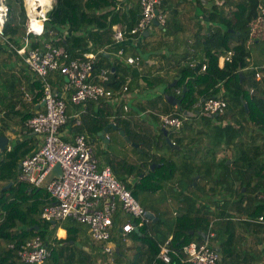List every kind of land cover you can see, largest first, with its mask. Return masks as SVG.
I'll return each instance as SVG.
<instances>
[{
	"label": "trees",
	"instance_id": "obj_1",
	"mask_svg": "<svg viewBox=\"0 0 264 264\" xmlns=\"http://www.w3.org/2000/svg\"><path fill=\"white\" fill-rule=\"evenodd\" d=\"M4 1L8 6L7 22H12V26L7 39L0 35V135L13 125L25 127V121L41 109L35 105L40 102L44 87L43 79L29 69L16 51L23 44L26 32L23 0ZM186 1L162 0V7L168 12L161 28L175 37L184 34L189 39L185 52L194 55L197 61L195 65H189L183 62L185 55L172 65L174 76L169 82L174 79L175 82L164 89L165 93L181 99L183 109L197 111V114L184 118L175 138L168 130V136L174 140L172 150L177 156L171 159L154 151L166 144L160 120L158 125L152 126L145 115L129 111L125 116L114 118L113 122L140 147V151L136 148L142 157L139 158L140 165L136 168L134 162L118 158L117 168L110 152L106 154V164L117 176L122 174L128 178L143 172L137 182L149 184L151 188L158 189L164 182H172L181 175L174 183L177 189L202 187L204 195L210 192L204 199H199L194 192L177 195L176 198L184 201L186 207L177 211L167 231L172 234L174 249L181 251L182 246L192 240L202 242L201 233L212 231L208 240L220 252L218 264H264V247H261V243L264 244V222L252 220L260 215L264 217V202L260 200L263 198L258 197L260 189L264 188V77L255 79L249 61L251 24L257 15L258 4L264 7V0H191L192 6L200 7L196 14L192 6L181 9L180 3ZM18 12L22 16L13 18ZM140 16L139 0H55L44 21L43 32L28 34V47L43 50L45 43L49 42L62 46L69 58L95 52L93 73L96 75L101 67L108 68L110 79L107 85L119 89L125 84L127 74L118 66L122 61L106 62L105 48L114 45L116 50L119 47L124 49L114 42L115 24L124 30L125 37L143 33L130 32ZM18 24L22 29L16 26ZM229 49L233 53L220 67L218 56ZM203 63L206 68L202 71ZM129 65L128 71L136 70L131 76L136 75L137 69ZM63 78L56 73L57 83ZM145 78L153 80L149 75ZM50 80L53 79L50 77ZM26 93L31 96L30 100ZM211 95L226 100L224 113L199 112L197 102ZM88 102L87 111L82 114L83 124L78 129L90 136L103 129L111 115L123 112L120 102L101 100L95 108L93 103L96 102ZM172 112L178 113V107ZM198 119L200 122H196ZM191 132L198 140L193 146L189 144ZM27 133L32 135L31 131ZM28 147L22 138L10 149L6 144L1 149L0 180L4 182L0 185V264H28L20 261L14 249L6 244L13 242L15 247H20L36 234L48 244L51 252L43 264H102L103 253L90 240L85 224L70 218L55 223L39 218L40 211L49 201L48 191L43 186L17 180L18 163ZM220 152L222 156L218 157ZM202 173L206 180L200 187L197 177ZM9 182L11 184L7 185ZM127 185L129 187L128 182ZM253 187L257 190L252 192ZM219 192L222 197L216 199ZM150 221L148 225L140 226L139 232L130 235L134 243L125 250L132 249L131 255L126 257V252L120 248L115 260L120 264L123 261L124 264H190L182 260V254L171 253L169 263L156 258L158 243L165 238L155 240L152 237ZM154 221H158V217ZM58 226L66 228L65 238L55 237ZM240 230H250L252 236L246 237ZM59 233L62 234L63 230L60 229Z\"/></svg>",
	"mask_w": 264,
	"mask_h": 264
},
{
	"label": "built area",
	"instance_id": "obj_2",
	"mask_svg": "<svg viewBox=\"0 0 264 264\" xmlns=\"http://www.w3.org/2000/svg\"><path fill=\"white\" fill-rule=\"evenodd\" d=\"M31 1L23 0L25 11H29ZM161 3L162 0H139L141 16L130 32L144 31L154 18L160 24H164L167 12L160 10ZM7 15L8 6L4 0H0V35L4 39H7L12 26V22H7ZM47 18H41V26L36 30L25 25L23 44L16 48L29 69L36 72L44 81L40 100H43L44 104L25 121L23 128L25 132L40 134L41 144L37 150L21 158L17 180L34 186H43L48 191L49 201L40 211L39 218L50 222L70 218L85 224L90 240L103 253L100 258L101 263L119 264L115 260L117 252L129 244L130 235L135 232V227L148 225L150 218L146 216V209L132 194L127 182L119 178L110 165L100 163L95 144L86 133L74 132L71 140L61 136L60 129L70 117L62 93H65L73 104L83 107L88 101L120 102L123 106L122 116H125L129 107L126 101L121 102V95L127 92L129 87L127 83L119 89L108 86L110 71L106 67H101L97 71L96 81L91 79L96 61L95 52L88 51L81 56L69 58L62 46L49 42L45 43L43 50L38 47L29 48L28 34H41ZM113 30L114 42H122L125 38L124 30L118 25H113ZM255 39H264V7L261 4H258L257 15L251 24L249 43ZM232 53L233 50L229 49L224 54H220L219 65L223 66ZM116 55L127 64L134 66L140 64L139 54L126 53L122 47L116 50ZM196 62L191 60L189 65H195ZM205 68L206 63H203L200 70L203 71ZM252 68L255 79L264 77V64ZM56 73L67 77L61 83L62 92H59L50 80V77L54 79ZM176 91L178 92L179 89ZM26 97L28 100L31 98L27 93ZM197 104L200 106L199 112L207 114H222L227 106L223 97L212 95L200 99ZM81 111L75 113V125L81 124ZM111 117L116 116L111 115ZM184 117L181 112L159 114L160 123L166 128H179ZM10 147L8 145L7 149ZM57 162L60 163L62 170L60 176H53L46 182L45 175ZM261 197L264 198V193ZM252 220L263 221L264 217L260 215ZM57 228L59 231L61 226ZM212 235L213 232L210 231L204 241H189L182 246L181 251H178L171 246L172 234L169 233L162 242L158 243L156 258L169 263L172 259L171 253H175L178 256L182 254V260L190 264H218L220 252L208 240ZM55 237L66 236L55 231ZM152 237L157 240L155 236ZM6 245L14 249L20 261L28 264H43L51 253L48 244L38 234L28 238L20 247H15L13 242Z\"/></svg>",
	"mask_w": 264,
	"mask_h": 264
},
{
	"label": "rangeland",
	"instance_id": "obj_3",
	"mask_svg": "<svg viewBox=\"0 0 264 264\" xmlns=\"http://www.w3.org/2000/svg\"><path fill=\"white\" fill-rule=\"evenodd\" d=\"M52 3H54V0H51ZM134 1V0H133ZM53 5V4H52ZM181 9H189L192 6V2L191 0H188L186 2L180 3ZM195 11L194 13H199L200 12V7L198 5H194L192 6ZM49 8V7H48ZM22 15L18 12L17 15L13 16L14 17H21ZM202 16V15H200ZM6 19H8V17H6ZM19 27V29H22V26L20 24L16 25ZM204 30V28H203ZM186 35H188L186 33ZM170 36H172V33L167 31V30H163L161 27H159L156 24H151V26L149 28H147L143 34H141L142 37V41L144 42L143 45L141 46V52H144V54L146 55V57H150L151 59H156L160 62H162L163 60H166L165 62L167 63H171L172 64V49L170 48V46L172 45V42L170 41ZM260 45L264 46V41L263 39H259L258 43L255 42V44L250 46V56H249V60L253 61V62H259L261 60H264V56L260 55ZM166 56V57H165ZM162 64V63H161ZM126 63L125 62H121L118 63V66H120L125 73L127 74L126 77L129 78V80L131 81L132 76H130L132 73L130 71L127 70L126 67ZM260 65V64H257ZM254 65V66H257ZM156 65H153L152 68H155ZM144 68H148L150 69V67L147 65V63H144L142 66V69L140 71H137L136 74H143L144 72ZM175 69L172 68L170 69V73H172ZM132 83V81H131ZM133 84V83H132ZM133 88L127 92H123L121 95V102L123 101H128L129 99H136V98H140V100L143 99H148L150 106L153 107V102L159 101V97H157V92L155 90L152 91H146L144 93H140L137 92V88L136 86H132ZM134 89V90H133ZM141 96V97H140ZM157 97V98H156ZM117 103V102H116ZM122 104V103H120ZM42 107V106H41ZM122 113L121 114H113L116 117L117 116H121L122 117ZM147 116V121L150 125H158V118L159 115L155 110H149L146 115ZM114 117V118H116ZM110 121H114L113 117H109ZM192 121V120H190ZM189 122V121H187ZM196 122H200V120H196ZM186 123V120H185ZM173 128H170V134L171 136L174 135V138L179 134L180 129L179 128H175L172 131ZM108 134V136L110 137L109 140V151L112 154L113 158L112 161L114 163V165L119 166L118 163V158H126L129 160V162H134L136 168L139 167V163L141 157V153L136 151V146L134 145L133 142H131L130 140H128L124 135H122L121 133H119V130L117 128H109L106 132ZM32 135H38L35 133H32ZM35 137V136H34ZM24 138V140L28 143V148H26L28 150L31 149L32 144H35L36 140L35 138H31L30 140H28V136L27 137H22ZM26 138V139H25ZM99 138V135L96 134H92L91 135V139L93 140L94 144H95V149H96V153L97 156L99 158L100 161H106V156L105 157H101L100 156V152L97 151V147L96 146V139ZM11 141L14 143L15 140L11 139ZM166 141V138H165ZM198 143L197 137L195 136V133L191 132V136L189 137V144H191L190 146L196 145ZM168 146H167V145ZM166 144H162L161 149L159 150H154L156 151L158 154L167 157V158H171L172 157H176L177 153L173 152L172 150V146L166 141ZM1 154V153H0ZM1 157V156H0ZM143 173V172H141ZM122 180L128 182V178L125 177V175H118ZM139 180V179H138ZM137 180V181H138ZM135 182V183H129V187L134 191V196L136 197V199L141 203L142 206H144L146 209L151 210L152 212H154L156 214V216L158 217V221H154L152 219H150V232L158 239H161L162 236H164L169 227L172 225L173 220L175 218L174 215H176L173 212V207L175 206V203L172 202V197L174 196V194H176V191H184L185 189L182 187H179L177 190H173L172 187L169 185V182H164L162 184V186L158 189L156 188H151L149 184L146 183H141V182ZM243 188V187H242ZM253 189H256L255 187L251 188L250 191H255ZM259 198L260 195L258 196ZM171 198V199H170ZM218 199V198H217ZM262 200L261 202H264V199H260ZM263 204V203H262ZM177 213V212H176ZM129 243H131V245H133V239H129ZM129 246V245H127ZM129 251H132V249H130Z\"/></svg>",
	"mask_w": 264,
	"mask_h": 264
},
{
	"label": "crops",
	"instance_id": "obj_4",
	"mask_svg": "<svg viewBox=\"0 0 264 264\" xmlns=\"http://www.w3.org/2000/svg\"><path fill=\"white\" fill-rule=\"evenodd\" d=\"M203 19H205L204 15H203ZM202 22V21H201ZM204 23V21L202 22ZM206 23V21H205ZM155 24V23H153ZM115 25H118V24H115ZM158 25L159 27H161L159 24H156ZM141 34L143 33H140L136 36H126L122 42L118 43L122 46H124V50L126 53H131V54H139L141 56V61H140V64L137 65V66H134L137 71H140L142 69V66L144 63H147V65L150 67V69L148 68H144V72L143 74H136L134 76H132L131 78V81H129V78L127 77V80L125 83L128 84L129 86V91L133 88L132 86H136L137 88V92H146V91H152V90H155L157 92V97H159V101H156V102H153V107L150 106V103L148 101V99H143V100H140V98H136L135 100L134 99H129L127 102L128 104V111H130V113H134V112H138L139 115L143 116V115H146V113L149 111V110H155L158 115L162 112H172L173 109H175V107H177L176 105H172L170 104L166 98H165V86L168 85L169 80L172 79V77L174 76V71L172 73H170V69H172V65H175V63L182 59L183 57H186L183 58V62H187L189 63V61L191 60H195V56L192 55V54H187L185 52L186 50V46L188 45L186 43L187 39L185 37L184 34H179L177 35L176 37L175 36H170V41L172 42V45L170 46V48L172 49V64L171 63H167L165 62L166 60H163L162 62L156 60V59H151L150 57H146V55L144 54V52H141V46L143 45V41H142V37H141ZM186 39V40H185ZM189 40V39H188ZM259 40H255L251 43V45L258 43ZM264 41V40H263ZM192 42V41H190ZM250 45V46H251ZM260 55L264 56V46L260 45ZM105 56H106V62H115V61H122L124 62L121 58H119L117 55H116V49H115V46L114 45H111L110 47H106L105 48ZM166 57V56H165ZM195 58V59H194ZM250 61V60H249ZM162 63V64H161ZM127 64V63H126ZM257 64H264V60H261L259 62H253V61H250V65L251 66H254V65H257ZM129 65V64H127ZM126 67H129L127 66ZM153 65H156L155 68H152ZM219 65V63H218ZM220 66V65H219ZM222 67V66H220ZM132 75V74H131ZM130 75V76H131ZM151 76L153 78L152 81H148L146 80L145 76ZM64 80H66L65 78H63ZM91 79L92 80H97V78L95 77V72L91 74ZM62 80V81H64ZM62 81L61 82H56V76L55 78L52 80V84L54 85V87L57 88V90L60 92H62ZM172 82V81H171ZM55 88V89H56ZM134 90V89H133ZM175 91V90H174ZM62 95H64L65 97V100H66V103H67V113L70 115L69 119L67 120V122L61 127L60 129V132H61V136L64 138V139H67V140H71L72 138V134L74 132H84V130H79L78 128L83 124L82 123V114L85 113L87 111V106H88V103H86V105L83 107L82 105H76V104H73L70 100H69V97L65 94V93H62ZM163 95V98L162 96ZM141 97V96H140ZM156 97V98H157ZM165 100V101H164ZM167 101V102H166ZM97 106V103H93V108H95ZM41 107V106H40ZM83 107V108H82ZM82 109H84L83 111H81ZM78 111H81V124L80 125H75L74 124V120H75V113H77ZM126 112V114H127ZM147 117V116H146ZM158 121H159V118H158ZM87 134V133H86ZM26 135L31 137V138H35L36 142L35 144H32L31 146V149L26 151L25 155H28L32 152H34L35 150H37L41 144V140H42V137L40 134L38 135H29L27 132L24 131V129L20 126V125H13L11 126L8 130H5L4 133L2 134V136H6L8 138V141L6 143V145H12L13 142L11 141V139H14L15 142L19 141L20 139H22V137H24ZM88 135V134H87ZM35 136V137H34ZM91 139V136L88 135ZM106 137L109 138L110 140V137L108 136V134L106 133ZM171 138V137H170ZM172 139V138H171ZM93 141V140H92ZM96 141V146L97 147V151H99L100 153V156L101 157H105L107 152H110L109 151V142L106 144L104 141H103V138L99 135V138L95 140ZM15 144V143H14ZM136 144V148L138 151H140V147L138 146L137 143H134ZM175 148H178V146H174ZM1 147H0V153L1 152ZM1 155V154H0ZM222 156V152H220L218 154V157H221ZM106 158V157H105ZM175 158V157H173ZM100 161V160H99ZM101 164H106V161H100ZM199 163V162H198ZM204 164H202L203 166ZM18 166H19V163H18ZM149 167V166H148ZM131 176V175H130ZM181 176V175H180ZM179 175L174 179V181L172 182H169V185L172 187L173 190H177V188L175 187L177 181V178L179 179L180 177ZM133 177V176H132ZM197 177V176H196ZM198 179V183L200 184V187L203 186L205 184V176H203V173L201 176H198L197 177ZM4 182V180H0V185ZM178 186V185H177ZM202 187L200 189H194L193 187L191 188H188V189H185L183 192L182 191H176V194H174V196L172 197V202L175 203V206L173 207V212L176 214L177 211L181 210L182 208L186 207V204L184 203V201H179L176 197L178 194L180 195H184L185 193L187 192H190V193H196L198 195V198L199 199H204L205 196L206 198L208 197V195H210V192L208 191L207 195H204L202 192ZM264 193V190H261V193L259 194L261 196V194ZM202 195V196H201ZM258 195V196H259ZM222 197V193L219 192L218 194H216L215 198H221ZM184 203V204H183ZM145 208V207H144ZM146 209V208H145ZM154 213V212H153ZM154 215H156L154 213ZM175 216V215H174ZM252 219V218H251ZM253 219H257V217L253 218ZM254 221H257V222H264L263 221H259V220H254ZM87 227V226H86ZM61 229L63 230V233L60 234L59 231H58V228H57V232L60 234V235H64L65 236L67 235V230L66 228L62 227L61 226ZM88 232V230H87ZM240 232L246 236V237H249V236H252V232L249 230H244V231H241ZM170 233V232H169ZM167 233V234H169ZM259 235V234H258ZM63 238V237H62ZM162 238H165V236H162ZM93 242V241H92ZM94 243V242H93ZM95 244V243H94ZM128 245H131V243H129ZM96 246V245H95ZM127 247V246H126ZM261 247H264V244L261 243ZM124 251L123 252H126L127 256L126 257H129L131 254L132 251H129V250H125V248L123 249ZM124 258V257H123ZM120 264V263H119ZM121 264H124V261L121 263Z\"/></svg>",
	"mask_w": 264,
	"mask_h": 264
},
{
	"label": "water",
	"instance_id": "obj_5",
	"mask_svg": "<svg viewBox=\"0 0 264 264\" xmlns=\"http://www.w3.org/2000/svg\"><path fill=\"white\" fill-rule=\"evenodd\" d=\"M52 1L51 0H32L30 5H29V11L32 13V14H35V15H38L40 14L41 12H43L44 10L47 9V7H52ZM153 23L155 24H159L157 22V19L154 18L153 19ZM160 25V24H159ZM161 26V25H160ZM65 79H67L66 76H64ZM175 82V79L168 83V86H171L173 85ZM165 98L166 100L172 104V105H176L178 107V110L183 113L185 116L187 115H194V114H197V111H190V110H186V109H183L182 106L180 105L181 103V99L177 96H175L174 94L172 93H167L165 94ZM44 104V101H40L38 104L35 105V108H38L39 106H42ZM109 127H113V128H117L119 130V133H121L122 135H124L128 140V136L124 134V131L120 128V126L116 125L113 121H109L104 127L103 129L99 130L97 132L98 135H100L102 138H103V141L107 144L109 142V138L106 137V132L108 130ZM163 133L165 134V138H166V141L171 145V144H174L172 142V140L170 139V137L168 136V128L162 126L161 127ZM8 141V138L6 136H2L0 135V147L3 148L4 145L7 143ZM136 145V144H134ZM177 146V145H175ZM229 161V159L227 160ZM154 167V163L151 164V168ZM148 168V167H147ZM62 170H61V166H60V163L57 162L56 164H54L50 170L48 171V173L45 175V181L48 182L49 180H51V178L53 176H60ZM144 173H140L139 175L137 176H129L128 177V182L130 183H135ZM11 184V182H9L7 185ZM244 189V188H242ZM260 190H264V188L260 189ZM145 214L147 217H149L150 219L152 220H155L157 218V216L154 215V213L149 210V209H146L145 210ZM51 223H55L54 220L51 221ZM135 232H139V228L138 227H135ZM192 232V230H191ZM201 235L203 236L204 239L207 238V235L205 233H201ZM118 250V248H116V251Z\"/></svg>",
	"mask_w": 264,
	"mask_h": 264
},
{
	"label": "bare ground",
	"instance_id": "obj_6",
	"mask_svg": "<svg viewBox=\"0 0 264 264\" xmlns=\"http://www.w3.org/2000/svg\"><path fill=\"white\" fill-rule=\"evenodd\" d=\"M49 8H47L38 15L31 14L28 10H26L27 19L25 25L34 30L40 28L41 18L49 16Z\"/></svg>",
	"mask_w": 264,
	"mask_h": 264
},
{
	"label": "clouds",
	"instance_id": "obj_7",
	"mask_svg": "<svg viewBox=\"0 0 264 264\" xmlns=\"http://www.w3.org/2000/svg\"><path fill=\"white\" fill-rule=\"evenodd\" d=\"M47 8H48V7H47ZM160 10L165 11V12H168L165 8L162 7V3H161V5H160ZM168 14H169V13H168ZM166 19H167V16H166ZM157 22H158V20H157ZM165 22H166V21H165ZM152 23H153V21H152ZM152 23H151V24H152ZM158 23H159V22H158ZM159 24H160V23H159ZM164 24H165V23H164ZM164 24H160L161 27H162ZM150 26H151V25H150ZM150 26H149V27H150ZM149 27H148V28H149ZM146 29H147V28H146ZM146 29H145V30H146ZM145 30H144V31H145ZM256 40H259V39H256ZM176 92H177V91H176ZM179 112H180V111H179ZM182 114H183V113H182ZM183 115H184V114H183ZM215 115H217V114H215ZM184 116H185V115H184ZM185 117H186V116H185ZM185 117H184V118H185ZM161 127H162V126H161ZM168 129H170V128H168ZM170 139H171V138H170ZM171 140H172V142L174 141L173 139H171ZM173 143H174V142H173ZM206 235H207V234H206ZM217 250H218V249H217Z\"/></svg>",
	"mask_w": 264,
	"mask_h": 264
},
{
	"label": "flooded vegetation",
	"instance_id": "obj_8",
	"mask_svg": "<svg viewBox=\"0 0 264 264\" xmlns=\"http://www.w3.org/2000/svg\"><path fill=\"white\" fill-rule=\"evenodd\" d=\"M261 197V196H260ZM262 198V197H261ZM264 199V198H263Z\"/></svg>",
	"mask_w": 264,
	"mask_h": 264
}]
</instances>
